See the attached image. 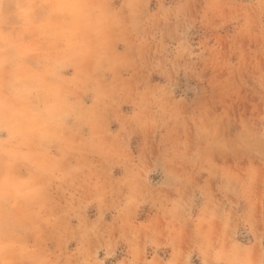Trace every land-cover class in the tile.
Listing matches in <instances>:
<instances>
[{"label":"clouds","instance_id":"1","mask_svg":"<svg viewBox=\"0 0 264 264\" xmlns=\"http://www.w3.org/2000/svg\"><path fill=\"white\" fill-rule=\"evenodd\" d=\"M0 264H264V0H0Z\"/></svg>","mask_w":264,"mask_h":264}]
</instances>
